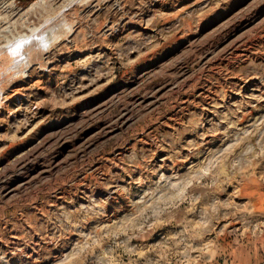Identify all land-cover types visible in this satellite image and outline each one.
<instances>
[{"label": "rangeland", "instance_id": "1", "mask_svg": "<svg viewBox=\"0 0 264 264\" xmlns=\"http://www.w3.org/2000/svg\"><path fill=\"white\" fill-rule=\"evenodd\" d=\"M35 28L0 264H264V0H0V56Z\"/></svg>", "mask_w": 264, "mask_h": 264}, {"label": "bare ground", "instance_id": "2", "mask_svg": "<svg viewBox=\"0 0 264 264\" xmlns=\"http://www.w3.org/2000/svg\"><path fill=\"white\" fill-rule=\"evenodd\" d=\"M61 18H63V17H61ZM56 22H58V21H56ZM51 29H52V27H51ZM36 30H38V29H36V28H35V30L32 29V31L30 30L31 33L29 35H23V36L16 38L14 41H12L10 43V45H7L6 48L3 49L1 56H0L1 62H2L0 65V75H1V73H6V72L9 73L10 70L19 69L22 66L24 69H26L28 67V64H29L28 61H29V59H31L30 56L32 54V51H35L34 50L35 47L38 49V51L42 50V49L45 50L49 47V46L48 47L46 46L47 45L46 42L50 41L52 38L51 36L52 35L54 36L55 34L52 32L51 36L49 35L51 37L49 39V37H45V35H43L44 33L39 34ZM51 31H48V32H51ZM39 32H43V31H39ZM56 37H58V36H56ZM54 39H55V37H54ZM52 40H53V38H52ZM28 41L31 42L30 43L31 45L27 47L25 45V43H27ZM54 41H52L53 44H54ZM26 47H27V49H26Z\"/></svg>", "mask_w": 264, "mask_h": 264}]
</instances>
